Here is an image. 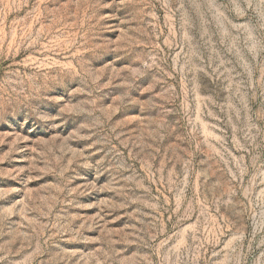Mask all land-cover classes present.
<instances>
[{
    "label": "rangeland",
    "instance_id": "374dc122",
    "mask_svg": "<svg viewBox=\"0 0 264 264\" xmlns=\"http://www.w3.org/2000/svg\"><path fill=\"white\" fill-rule=\"evenodd\" d=\"M0 264H264V0H0Z\"/></svg>",
    "mask_w": 264,
    "mask_h": 264
}]
</instances>
